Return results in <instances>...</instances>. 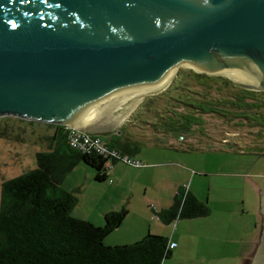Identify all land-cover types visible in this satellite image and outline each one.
<instances>
[{
	"label": "water",
	"instance_id": "1",
	"mask_svg": "<svg viewBox=\"0 0 264 264\" xmlns=\"http://www.w3.org/2000/svg\"><path fill=\"white\" fill-rule=\"evenodd\" d=\"M181 66L264 91V0H0V117L106 135Z\"/></svg>",
	"mask_w": 264,
	"mask_h": 264
},
{
	"label": "trees",
	"instance_id": "2",
	"mask_svg": "<svg viewBox=\"0 0 264 264\" xmlns=\"http://www.w3.org/2000/svg\"><path fill=\"white\" fill-rule=\"evenodd\" d=\"M176 77L175 85L178 87L171 93L180 97L177 106L183 104L191 110L201 104L209 111H228L231 116L253 120L264 132V91L246 89L229 77L203 74L190 67L179 71ZM167 92L144 100L140 110L135 112L136 119L147 115L151 118V112L155 113L156 105L161 101L167 105L163 111L158 106L157 113L170 108L167 98L161 97L167 96ZM215 92L220 96H215ZM201 96L204 99H200ZM8 119L11 116L0 117V129L10 132V128H14L17 133L16 125ZM46 125L53 127L55 133L40 135L49 141V147L36 152L37 167L7 178L1 185L0 264H162L165 258L170 257V240L163 235L147 233L135 242L122 245L104 243L106 237L124 221L128 213L125 207L106 213L102 226L72 215L79 199L62 188L66 174L77 163L83 162L97 170V180H103L109 168L108 157L94 150L86 152L72 147L68 139L69 125ZM153 125L159 128V124ZM20 131L23 134H19ZM16 136L20 141L26 137L29 139L26 128H21ZM106 143L120 154L132 156L123 146ZM210 212L208 202L182 187L173 205L157 211V217L166 224H172L178 219L203 217Z\"/></svg>",
	"mask_w": 264,
	"mask_h": 264
},
{
	"label": "crops",
	"instance_id": "3",
	"mask_svg": "<svg viewBox=\"0 0 264 264\" xmlns=\"http://www.w3.org/2000/svg\"><path fill=\"white\" fill-rule=\"evenodd\" d=\"M141 104L140 100L134 108H129V104L123 110H127L125 119L117 123L108 121L105 125L109 133L101 135V138L106 142L114 143L117 147L123 146L128 150V153L132 154V157L139 159L143 164L133 166V164H128L122 160L111 161L108 165L107 176L103 180H97L95 168L83 162L77 163L74 169L66 174L62 183L64 190L74 193L79 199L72 209V215L102 226L105 224L104 215L106 213L125 207L128 213L121 225L106 237L104 242L106 245L129 244L141 239L147 233H151L166 236L170 242L177 243L172 249V255L165 258L162 264H224V260L227 264H237L238 261L234 260L235 257L230 260V256H228V252L231 251L227 243L230 240L227 237L228 227L225 228L226 233H224L226 241L220 243L221 248L227 254L212 258L214 252L220 254L218 249L211 247L214 239L211 220L215 218V210L210 208L211 212L207 216L178 219L172 224L161 221L159 216L157 217V211L160 212L162 209L173 205L176 194L182 187L204 201L206 197L203 194L205 182L211 188L215 177H230L241 172L214 171L211 169V172L208 173V170L202 172L189 170L188 162L192 160L194 163L198 157L194 155L196 153L188 152L183 148V145L186 144L185 140L179 141L180 138L175 136L173 138L170 132L161 129L159 125V128L151 127L155 123L150 116L136 119L135 112ZM25 128L27 133L30 128L36 133V126L33 124ZM47 130L42 128L39 132L40 135L50 136L55 133L53 127H48ZM19 134H23L22 131ZM26 139L27 137L23 141L24 143L28 142ZM43 145L45 144L43 143ZM260 174V178L264 179V172ZM203 175H210V179L203 181ZM249 184L258 200V214L261 219L263 212L261 211L262 198L260 195L261 190L264 191V184H261L259 180L251 181ZM242 185L246 194L245 182ZM208 198L210 202V196ZM222 200L225 205L219 212L223 213V222L228 225L229 220L234 219L237 211L234 206L230 205L234 202L233 200L227 197ZM243 201L245 204V198ZM244 208L245 206L242 208L243 214L245 213ZM256 227L255 233L257 232L259 235V225L257 224ZM249 234H251L250 231L247 234H241L243 236L242 248L239 247L241 250H243L246 242L248 246L253 243L250 253L246 249L243 254L241 252V255L246 257V259H242L243 263L247 260L248 255L253 254L257 244V236L248 239Z\"/></svg>",
	"mask_w": 264,
	"mask_h": 264
},
{
	"label": "rangeland",
	"instance_id": "4",
	"mask_svg": "<svg viewBox=\"0 0 264 264\" xmlns=\"http://www.w3.org/2000/svg\"><path fill=\"white\" fill-rule=\"evenodd\" d=\"M186 68L188 67H179L167 82L168 85L166 84L165 87L161 86L158 90L148 92L143 96L139 95L132 100L130 105L132 104V108H134L135 105L137 106L139 103V100L140 103H143L149 96L163 94L170 90L166 93L167 96H161L162 98H167L170 103V108H166L164 112H162L167 103L164 104L162 101L157 103V109L155 113L151 112V118L154 123L166 127L165 130L170 132L173 138L175 136L180 138L179 141L185 140L186 144L183 145L185 150L196 153L194 155L198 157L194 160V163L192 160L188 162L189 170L193 169L197 172L208 170V173L211 172V169L214 171L225 170L230 172H241L239 174H233L230 177H215L213 187L211 188L208 183L205 182L203 194L206 196L204 201L208 202L209 208L215 210L216 213L215 218L211 220L214 229L212 233L214 239L211 247L212 249H218L220 254L214 252L212 258L227 254V252L221 248L220 243L226 241L224 233H226L225 228L228 227L229 232L227 233V237L230 240H228L227 243L230 246L229 250H231L228 252V256H230L229 259L231 260L232 257H235L234 260L238 261L237 264H250L254 259L253 254L251 257L252 259L250 258L246 261V257L241 255V252L243 254V252H246V249L247 252L250 253L253 243L248 246L246 242L243 250H241L243 238L241 234H247V232L250 231L251 234H249L250 236L248 238L250 239V237L257 235V232L255 233L257 224L259 225L260 231L262 228V216L260 219L258 214L259 203L249 183L259 180L261 184H264V179L259 176L261 175L260 173L264 172V132L253 120H245L246 118L241 119L240 117L238 118L232 115L233 118L229 115L228 111H209L204 106H201V104L195 105L191 110L188 109V107H183V104L177 106V100H180V97H175V94H172L175 91L174 88L178 87L175 85V78H177L176 75L179 71ZM203 74L207 73L203 72ZM221 86L224 87V85ZM214 94L215 96H220L219 93L215 92ZM199 98L201 99L202 96ZM158 106L160 109L162 108L160 113H157ZM141 107L142 104L138 107L137 111H139ZM126 112L127 110L123 111L112 121L116 123L119 122L120 118L124 116ZM8 120L10 123L16 125L17 133L21 128L31 125L30 119H20L17 116H11V119ZM32 123L36 126V133L32 128L29 129L27 133L29 137L27 143L19 140L14 128H10V132L0 129V198L3 181L7 178L19 175L27 171V169L37 167L35 162L36 152L46 150L47 147H49V141L43 140L39 133L42 128L47 130L48 125L43 122ZM151 127H155V125ZM174 128H176V130H174ZM13 133L16 135L14 136ZM182 136H184V139L181 138ZM43 143L45 145H43ZM202 179L206 181L210 179V175H203ZM244 182L246 185V194L244 193V186L242 185ZM208 196H210V202L208 201ZM223 196L234 201L230 205L234 206V209L237 211L234 219L232 221L229 220L228 225L223 222V213L219 212L225 205L222 200L224 198ZM243 198H245V204ZM244 206L245 213L243 214L242 208ZM247 237L246 240L248 241ZM240 246L241 248H239ZM247 257L249 258L250 255ZM243 258H245L244 263L242 260ZM223 263L227 264L225 260Z\"/></svg>",
	"mask_w": 264,
	"mask_h": 264
},
{
	"label": "built area",
	"instance_id": "5",
	"mask_svg": "<svg viewBox=\"0 0 264 264\" xmlns=\"http://www.w3.org/2000/svg\"><path fill=\"white\" fill-rule=\"evenodd\" d=\"M69 127L70 129L68 139L70 145L76 149H81L82 151L88 152L94 150L96 153L105 155L108 157L107 165H109L111 161L116 160L125 161L128 164H133V166H141V164H143L142 161L132 157L129 154H120L117 149L111 148L108 143L102 140L100 135L91 134L82 130V128L79 129L76 127ZM176 245V242H170V244H168L169 248L172 249H174Z\"/></svg>",
	"mask_w": 264,
	"mask_h": 264
},
{
	"label": "bare ground",
	"instance_id": "6",
	"mask_svg": "<svg viewBox=\"0 0 264 264\" xmlns=\"http://www.w3.org/2000/svg\"><path fill=\"white\" fill-rule=\"evenodd\" d=\"M175 71H176V68L175 69H173L170 73H168L166 76H165V78L164 79H162V81L159 83V84H157L156 86H154L153 88H151L150 90H148L147 92H144V93H142V94H140V95H144V94H146V93H148V92H152V91H156V90H158L159 88H161V86H164L165 87V85L167 84V82L169 81V79L171 78V76H172V74L173 73H175ZM229 72V71H228ZM233 78H235L231 73H229ZM168 85V84H167ZM138 97V96H137ZM139 99V98H138ZM137 99V100H138ZM132 104L130 105V108H132ZM122 113V112H121ZM117 117V116H116ZM115 117V118H116ZM125 117H126V115H124V116H122L121 118H120V121L121 120H123V119H125ZM114 118V119H115ZM114 119H112V120H114ZM111 120V121H112Z\"/></svg>",
	"mask_w": 264,
	"mask_h": 264
},
{
	"label": "flooded vegetation",
	"instance_id": "7",
	"mask_svg": "<svg viewBox=\"0 0 264 264\" xmlns=\"http://www.w3.org/2000/svg\"><path fill=\"white\" fill-rule=\"evenodd\" d=\"M263 222H264V216H263V214H262V222H261V224H262V228H261V231L259 232V235H256V236H257V237H256V238H257V244H256V243H255V244H256L257 247L254 248V250H253V251H254V252H253V258H254V256H255V254H256V252H257L256 250H257V248L259 247V245H260V243H261V240H262L261 235H263V231H264V225H263ZM251 257H252V255H251L249 258H247V260L250 259ZM251 259H252V258H251ZM247 260H246V261H247Z\"/></svg>",
	"mask_w": 264,
	"mask_h": 264
}]
</instances>
